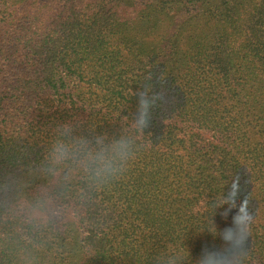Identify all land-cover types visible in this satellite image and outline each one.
<instances>
[{"label":"trees","instance_id":"trees-1","mask_svg":"<svg viewBox=\"0 0 264 264\" xmlns=\"http://www.w3.org/2000/svg\"><path fill=\"white\" fill-rule=\"evenodd\" d=\"M120 138L101 182L53 171L58 141ZM203 250L264 264V0H0V264Z\"/></svg>","mask_w":264,"mask_h":264},{"label":"clouds","instance_id":"clouds-1","mask_svg":"<svg viewBox=\"0 0 264 264\" xmlns=\"http://www.w3.org/2000/svg\"><path fill=\"white\" fill-rule=\"evenodd\" d=\"M141 99L148 101V99ZM145 117L146 113L142 112L137 123L146 126ZM129 152L130 143L126 138L112 140L108 143L97 139L95 146L84 140L71 143L58 141L52 147L50 158L53 171L68 161L75 160L82 171L90 174L94 181L101 182L118 171L121 163L129 158ZM70 171L64 168L65 175H68ZM231 255L235 257L236 252H232ZM199 264H219V257L214 251L203 250Z\"/></svg>","mask_w":264,"mask_h":264}]
</instances>
